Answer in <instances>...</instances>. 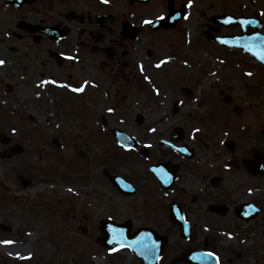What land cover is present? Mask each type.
<instances>
[{
    "label": "flooded vegetation",
    "instance_id": "flooded-vegetation-1",
    "mask_svg": "<svg viewBox=\"0 0 264 264\" xmlns=\"http://www.w3.org/2000/svg\"><path fill=\"white\" fill-rule=\"evenodd\" d=\"M261 52L264 0H0V125L65 107L87 143L121 155L99 174L131 203L104 205L93 232L140 233L153 254L108 251L264 264Z\"/></svg>",
    "mask_w": 264,
    "mask_h": 264
},
{
    "label": "rangeland",
    "instance_id": "rangeland-1",
    "mask_svg": "<svg viewBox=\"0 0 264 264\" xmlns=\"http://www.w3.org/2000/svg\"><path fill=\"white\" fill-rule=\"evenodd\" d=\"M199 95L195 92L191 98ZM23 109L21 117L12 114V125H0V132L11 139L6 145L0 142V152L15 145L23 150L0 158V264H96L95 257L99 264H138L130 250L108 251L100 244L102 234L93 232L95 220L107 214L104 205L131 203L99 174L106 159L116 163L121 155L109 154L100 142L87 143L74 111L68 108L63 107L58 117L42 108ZM115 112L121 113L119 107ZM53 137L60 147L52 143ZM117 148L112 140L108 150ZM22 179L31 183L25 185ZM166 194L158 198L171 197ZM36 211L42 217L34 216ZM14 213L20 218L14 219ZM50 216L56 217L54 226L47 223ZM139 221L144 222L139 219L135 225ZM12 245L22 249L10 252Z\"/></svg>",
    "mask_w": 264,
    "mask_h": 264
},
{
    "label": "water",
    "instance_id": "water-1",
    "mask_svg": "<svg viewBox=\"0 0 264 264\" xmlns=\"http://www.w3.org/2000/svg\"><path fill=\"white\" fill-rule=\"evenodd\" d=\"M237 20L240 22L243 21V19H237ZM240 45H242V44H240ZM246 47H247V49H249L248 46H246ZM116 134H117L118 141L121 143V140H122L121 134L118 131H116ZM1 142L3 144L7 143L6 140L3 138L1 139ZM14 151L16 153L20 152L21 151L20 146H16L14 148ZM0 157H2V158L9 157V154H7L6 151H2L0 153ZM101 227H102V229H107V222H102ZM139 237H140V233H138L135 238H131V237L123 238L125 241L123 240V242H122L121 239H117L116 237L107 236V237H103L101 239V243L104 244L105 246H116V245H124V244L129 245L136 252V254L138 253V255L143 254L141 251V248H143L144 251L146 250V254H149L150 250L148 249V246L150 244L147 242L145 244H143V241H142L143 239L141 240V239H139ZM149 263H151V262H149Z\"/></svg>",
    "mask_w": 264,
    "mask_h": 264
},
{
    "label": "bare ground",
    "instance_id": "bare-ground-1",
    "mask_svg": "<svg viewBox=\"0 0 264 264\" xmlns=\"http://www.w3.org/2000/svg\"><path fill=\"white\" fill-rule=\"evenodd\" d=\"M39 186H37L36 188H38ZM35 215L34 216H40V217H42V215H40L37 211L34 213ZM13 218L14 219H18V218H20V214L19 213H14L13 214ZM56 217L55 216H50V217H47V223L49 224V225H51V226H54L55 224H56ZM11 247V246H10ZM16 247H20V246H16V245H12V250H10V252L12 251H14V249L16 248ZM7 248H9V247H7ZM21 248V247H20ZM22 249V248H21ZM94 261H95V263L96 264H99V262H100V259L98 258V257H95L94 258Z\"/></svg>",
    "mask_w": 264,
    "mask_h": 264
},
{
    "label": "snow or ice",
    "instance_id": "snow-or-ice-1",
    "mask_svg": "<svg viewBox=\"0 0 264 264\" xmlns=\"http://www.w3.org/2000/svg\"><path fill=\"white\" fill-rule=\"evenodd\" d=\"M144 23H151V21H144ZM259 55V58L261 59V60H264V52H261V53H259L258 54ZM0 63H2V61H0ZM74 91H81L82 89H79V88H77V89H73ZM109 111H111V109H109ZM4 243H9V241H4ZM209 255H211V253H209Z\"/></svg>",
    "mask_w": 264,
    "mask_h": 264
}]
</instances>
